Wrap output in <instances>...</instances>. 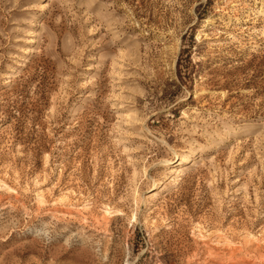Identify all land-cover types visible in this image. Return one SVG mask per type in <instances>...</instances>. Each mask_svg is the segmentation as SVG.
Returning <instances> with one entry per match:
<instances>
[{
    "label": "rangeland",
    "instance_id": "374dc122",
    "mask_svg": "<svg viewBox=\"0 0 264 264\" xmlns=\"http://www.w3.org/2000/svg\"><path fill=\"white\" fill-rule=\"evenodd\" d=\"M0 264H264V0H0Z\"/></svg>",
    "mask_w": 264,
    "mask_h": 264
},
{
    "label": "bare ground",
    "instance_id": "6f19581e",
    "mask_svg": "<svg viewBox=\"0 0 264 264\" xmlns=\"http://www.w3.org/2000/svg\"><path fill=\"white\" fill-rule=\"evenodd\" d=\"M185 158H183V160H184ZM261 161V160H260ZM157 187V184L156 183H154V188H156ZM107 211V210H106Z\"/></svg>",
    "mask_w": 264,
    "mask_h": 264
}]
</instances>
